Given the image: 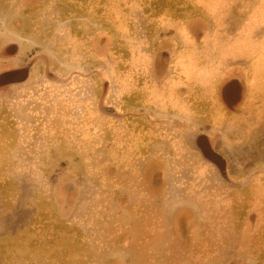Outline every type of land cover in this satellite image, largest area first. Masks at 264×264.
Segmentation results:
<instances>
[{"label":"rangeland","instance_id":"374dc122","mask_svg":"<svg viewBox=\"0 0 264 264\" xmlns=\"http://www.w3.org/2000/svg\"><path fill=\"white\" fill-rule=\"evenodd\" d=\"M256 4L0 0V41L19 49L0 71L33 64L0 91V264H162L119 204L138 208L133 193L153 231L162 215L163 264H264V87L229 55Z\"/></svg>","mask_w":264,"mask_h":264},{"label":"flooded vegetation","instance_id":"af4514ba","mask_svg":"<svg viewBox=\"0 0 264 264\" xmlns=\"http://www.w3.org/2000/svg\"><path fill=\"white\" fill-rule=\"evenodd\" d=\"M3 40L0 41V65L1 64H5L9 67V63H11L12 60H15L18 56H19V49L17 48V50L12 53V54H8V50L11 49V48H14L17 47V44H15V42H12L10 44H4L2 42ZM33 66V64H28V62H26L24 65L22 66H16V67H11V68H7L5 70H2L0 71V91L2 92L3 89L4 92L5 91H8L7 89L11 88V86H17V85H21V84H24L26 81L29 80L30 78V75L27 74V71L30 70V68ZM26 72V73H25ZM224 87H222L219 91V95L218 98H217V103L220 102L218 101L223 95H224ZM2 96V95H1ZM3 97V96H2ZM221 103V102H220ZM224 106L225 107L224 109H226V106H225V102H223ZM220 105V104H219ZM203 139H206L204 136H199L197 138V143L200 147V150L203 152L204 154V158L212 163V164H215L216 166L220 163L221 161V157L218 156L214 150L211 148L210 144L208 143V141H204ZM157 173V172H156ZM149 174V173H148ZM159 180H157L158 182ZM151 190H155L156 187H153V188H150ZM141 193H133V198L134 200H138V202L136 203L137 204V207L136 206L133 207L131 206V204L129 203V197L128 196H120L121 199L119 202V204L122 206L123 210H126L127 212L130 213V215H133L136 217L137 219V222L136 225H140L141 228H142V234H141V240L144 242V244L146 245V252L145 254L146 255H157L160 259V261L162 262L163 264V258H165L164 256L162 257V248H161V253L157 250V249H151V246L150 244L155 241V238L157 236H163L161 230H162V227H161V224L163 222V219H162V215L161 213H158L159 211H157V208L155 210V216L156 218L154 219V223H155V231H153V226L150 227V223L149 222L150 220L147 218L146 216V213H148L147 208H146V201L143 200L141 201V199H146L144 198V196L142 197V195L140 196ZM158 199V198H157ZM156 199V200H157ZM0 200H2V195L0 196ZM156 205V204H155ZM142 208H141V207ZM157 206V205H156ZM186 214V213H185ZM183 215V214H182ZM135 224H130L129 226H134ZM185 225H183V227L180 225L178 226V228L176 226L175 229H174V232H178V233H181L179 235H176L175 237L178 238L179 240V248H181V246H183V241H184V237L182 236L185 235V229L184 228ZM173 227V228H174ZM129 228V227H128ZM179 230H182V231H179ZM148 231L150 232V234H148L146 236V234L148 233ZM183 237V238H182ZM171 238V237H170ZM168 244L165 245L166 249H165V252L167 253L166 256L168 255H171L170 251L172 250V243H169V241L167 242ZM192 242H190V245ZM189 245V242L187 243V247ZM131 246V245H129ZM165 253V254H166Z\"/></svg>","mask_w":264,"mask_h":264},{"label":"crops","instance_id":"0c3cea01","mask_svg":"<svg viewBox=\"0 0 264 264\" xmlns=\"http://www.w3.org/2000/svg\"><path fill=\"white\" fill-rule=\"evenodd\" d=\"M256 3H258V5L256 4V6H254L255 8L251 14V17L254 19L255 23V26H253V28L255 29L250 31L245 30V32L243 31L239 33L238 35H241L242 38L238 37V40H235L234 45H232V48L229 50V55L230 57L236 59L249 57L253 70V78L254 80H256L259 87L262 88L264 87V0H256ZM257 30H261V32H263L260 37L256 36V34L260 32H257ZM225 74L227 73L225 72ZM229 75L231 74L229 73ZM230 77L231 78L229 79L226 76L225 78L223 77L228 82L224 87V95L218 100L221 103L218 102V104H220V107L223 108V102H225L226 109L232 113L237 112V105L234 104L237 102L238 94H235L233 87L234 83L237 81L238 76L231 75ZM239 81L243 83L242 79ZM256 82H253V86H256ZM232 97H235L236 101L232 100Z\"/></svg>","mask_w":264,"mask_h":264}]
</instances>
